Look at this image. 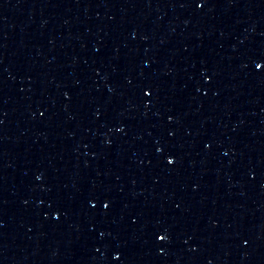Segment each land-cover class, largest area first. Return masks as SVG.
I'll return each mask as SVG.
<instances>
[{"label": "water", "instance_id": "1", "mask_svg": "<svg viewBox=\"0 0 264 264\" xmlns=\"http://www.w3.org/2000/svg\"><path fill=\"white\" fill-rule=\"evenodd\" d=\"M258 62L264 0H0V264H264Z\"/></svg>", "mask_w": 264, "mask_h": 264}, {"label": "snow or ice", "instance_id": "2", "mask_svg": "<svg viewBox=\"0 0 264 264\" xmlns=\"http://www.w3.org/2000/svg\"><path fill=\"white\" fill-rule=\"evenodd\" d=\"M198 6H201V5H198ZM255 67L258 68V69L261 68V67H264V62H258V63H256ZM145 94L146 95H150L151 94L150 93V90L146 91ZM168 163L169 164L174 163V158H171L170 157L168 159ZM104 206H105V208H107L109 205L108 204H105ZM158 238L161 239V240H167L168 239V236L165 234L163 236H159Z\"/></svg>", "mask_w": 264, "mask_h": 264}]
</instances>
